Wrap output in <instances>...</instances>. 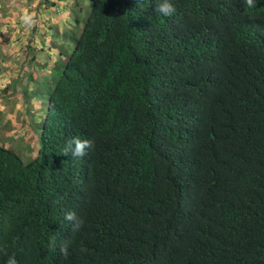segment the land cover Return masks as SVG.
<instances>
[{"label":"trees","instance_id":"trees-1","mask_svg":"<svg viewBox=\"0 0 264 264\" xmlns=\"http://www.w3.org/2000/svg\"><path fill=\"white\" fill-rule=\"evenodd\" d=\"M158 2L40 5L62 44L35 156L0 145V264H264V0Z\"/></svg>","mask_w":264,"mask_h":264},{"label":"rangeland","instance_id":"rangeland-1","mask_svg":"<svg viewBox=\"0 0 264 264\" xmlns=\"http://www.w3.org/2000/svg\"><path fill=\"white\" fill-rule=\"evenodd\" d=\"M43 2L0 0V145L13 150L23 161L32 159L36 154L38 133L35 123L40 115V101L46 100L45 96L34 98L32 95L44 79L41 76L47 73L37 66L51 64L57 55L49 48L50 43L62 44L60 35L63 29L58 30V38L53 39L48 35L53 26L51 19L54 15L60 16L64 7L56 4L55 10L60 11L56 13L53 9L52 14H47V10L51 9L44 7L40 10ZM25 9L35 13L36 22L30 28L21 20ZM67 19L63 20L68 30L72 27ZM78 30H81V26ZM28 47H33L35 51H27ZM41 47L42 52L36 51ZM33 56L37 65L29 67L27 63Z\"/></svg>","mask_w":264,"mask_h":264},{"label":"clouds","instance_id":"clouds-1","mask_svg":"<svg viewBox=\"0 0 264 264\" xmlns=\"http://www.w3.org/2000/svg\"><path fill=\"white\" fill-rule=\"evenodd\" d=\"M245 3L249 8H255L257 6L256 0H245ZM155 11L159 12L161 15L168 17L175 13L176 8L172 3V0H159L156 5ZM35 13H29L27 9L24 10L23 15L21 16V20L24 25L28 26L29 28L35 24ZM93 142L88 139L81 140L79 138H73L70 140L67 145L63 148L62 154L64 156H68L69 153L72 154L73 157H80L83 158L87 155L89 149L93 147ZM65 220L73 222V231H78L82 225L84 224L83 219L77 218L74 212H67L65 215ZM55 242L53 241V245ZM61 254L67 258L69 255L68 253V246L65 244L60 248ZM6 264H18L17 260L14 256L8 258Z\"/></svg>","mask_w":264,"mask_h":264}]
</instances>
